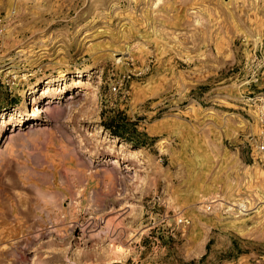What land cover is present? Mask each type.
<instances>
[{"label":"rangeland","instance_id":"rangeland-1","mask_svg":"<svg viewBox=\"0 0 264 264\" xmlns=\"http://www.w3.org/2000/svg\"><path fill=\"white\" fill-rule=\"evenodd\" d=\"M263 101L264 0H0V264H264Z\"/></svg>","mask_w":264,"mask_h":264},{"label":"bare ground","instance_id":"bare-ground-1","mask_svg":"<svg viewBox=\"0 0 264 264\" xmlns=\"http://www.w3.org/2000/svg\"><path fill=\"white\" fill-rule=\"evenodd\" d=\"M120 60H122V57L120 58ZM35 88L32 86V90H34ZM24 102V99H23V101H21V103H23ZM48 109H50V112H51V114L55 111V107H50V108H48ZM38 111H39V107H38V105H37V102L36 103H33L32 105H31V108H30V112H29V116L31 117V116H37L38 115ZM58 112V111H57ZM53 115V114H52ZM113 161H118V160H110V162H113ZM111 170V171H113L114 170V168H108V167H105L104 168V170L105 171H107V170ZM114 173H115V171H113ZM70 187V186H69ZM69 192L73 195L74 193H75V191L74 190H72V189H70L69 190ZM100 196V195H99ZM36 197H38V200H39V202H40V204H39V206L41 205V206H43V207H46L48 210H53L54 209V207H58V209H61V205L57 202V200L54 198V195H52V194H47V193H40V192H38L37 193V196ZM71 199V198H70ZM100 199V198H99ZM73 202V201H72ZM15 203V202H14ZM14 209H16L17 211H20L21 212V210H20V208H19V206L17 205V204H15V208ZM23 221V220H22ZM31 222V221H30ZM22 225H25V222L24 223H22ZM35 225V224H34ZM29 226V225H28ZM18 227V226H17ZM20 227V226H19ZM31 227V226H30ZM29 228V227H28ZM21 229V228H20ZM27 229V228H26ZM22 230H24V229H22ZM26 231V230H25ZM20 258L22 259V258H24V255H21L20 254ZM2 264H8V263H6V261L5 262H3Z\"/></svg>","mask_w":264,"mask_h":264},{"label":"built area","instance_id":"built-area-1","mask_svg":"<svg viewBox=\"0 0 264 264\" xmlns=\"http://www.w3.org/2000/svg\"><path fill=\"white\" fill-rule=\"evenodd\" d=\"M258 121L261 128L259 133L254 136L253 140L257 151L264 155V101L258 108Z\"/></svg>","mask_w":264,"mask_h":264}]
</instances>
